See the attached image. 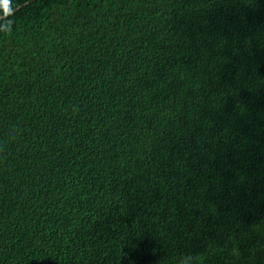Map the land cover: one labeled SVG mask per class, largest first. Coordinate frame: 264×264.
<instances>
[{"label":"trees","instance_id":"16d2710c","mask_svg":"<svg viewBox=\"0 0 264 264\" xmlns=\"http://www.w3.org/2000/svg\"><path fill=\"white\" fill-rule=\"evenodd\" d=\"M0 264H264V0H2Z\"/></svg>","mask_w":264,"mask_h":264},{"label":"clouds","instance_id":"9594fccd","mask_svg":"<svg viewBox=\"0 0 264 264\" xmlns=\"http://www.w3.org/2000/svg\"><path fill=\"white\" fill-rule=\"evenodd\" d=\"M0 6H5L6 5H2V0H0ZM194 262V258L192 256H186L182 259L181 264H193Z\"/></svg>","mask_w":264,"mask_h":264}]
</instances>
